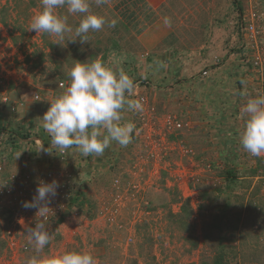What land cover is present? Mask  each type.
Wrapping results in <instances>:
<instances>
[{
    "label": "rangeland",
    "instance_id": "374dc122",
    "mask_svg": "<svg viewBox=\"0 0 264 264\" xmlns=\"http://www.w3.org/2000/svg\"><path fill=\"white\" fill-rule=\"evenodd\" d=\"M118 1L109 0L101 7L91 3L90 11L118 19L119 26H105L89 33L88 43L77 40L74 45L80 48L79 54H72L67 40L60 46L55 44V36L29 30L31 18L42 7L32 8L27 36L18 44L0 21V117L3 116L7 129L26 125L22 133L51 138L41 118L50 102L70 85L67 73L74 63L93 61L98 49L96 59L115 70L123 69L134 80L136 88L128 98L147 99L142 112H122L124 122L136 125L132 143L121 147L113 142L104 152L108 157L99 156L102 163L97 168L76 148L69 150V162L78 163L75 159H81V171L73 173L71 190L73 198L80 193L83 204L80 208L69 206L59 219L47 225L54 239L39 255L53 257L79 248L78 251L90 252L98 264H208L212 260L208 257L214 255L216 248L225 246L230 253L225 264H264V176L252 179L244 200L241 196L245 190H235L237 197H230L232 208L225 214L223 208L229 199L226 194L202 198L208 190L225 188L222 174L227 169L243 173L256 166V158L264 159V153L253 157L239 142L247 119L241 115L242 106L247 99L264 95L263 0H241L243 25L232 0L168 3L169 10L161 16L170 17L175 26L171 28L176 48L185 54L182 68L187 71L186 78L191 79L187 87L176 85V78H168L170 61H166V67H159L164 69L161 74L148 75L154 58L165 60L170 54L173 58L175 55L167 48H163L168 53L163 57L139 50L140 35L119 23L112 10ZM68 19L78 25L82 14H68ZM113 42L120 46L116 48ZM105 49L109 50L104 59ZM126 50L131 52L128 62ZM173 65L180 67L175 58ZM199 78L204 85H199ZM174 89L179 91L175 93ZM166 100L172 103L165 105ZM167 121L180 123L181 128L169 129ZM10 143L11 140H3L4 153L17 155L15 162L6 163V159H11L7 157L3 160L5 170L11 169V164H19L20 153L28 161L21 162L22 171L20 168L13 172L37 176L47 170L72 168V164L60 162L56 153L26 155V149L18 142L11 144L13 151H7ZM35 145L31 152H36ZM255 191V195L251 194ZM177 195L190 200L195 210L191 223L194 237L199 239L196 249L189 232L178 228L171 218V213L177 214L181 209L182 203L175 202ZM8 215L0 205V264H27L31 256L37 255L34 245L26 232L20 242L28 250H9L6 233L12 221ZM218 215L237 225V231L213 228ZM209 231L211 238L206 240L204 236Z\"/></svg>",
    "mask_w": 264,
    "mask_h": 264
},
{
    "label": "clouds",
    "instance_id": "9594fccd",
    "mask_svg": "<svg viewBox=\"0 0 264 264\" xmlns=\"http://www.w3.org/2000/svg\"><path fill=\"white\" fill-rule=\"evenodd\" d=\"M92 2L101 7L109 0H40L42 10L31 18L29 30L55 36V44L60 46L66 40L88 43L89 33L101 31L105 26L114 28L118 23L116 18L91 12ZM65 7L69 15L82 14L78 26L69 24L68 15L58 13L57 9ZM163 21L165 26L171 27L170 17L165 16ZM67 75L70 85L50 102L51 106L41 118L44 130L51 137V148L43 149L41 144L39 151L50 153L52 149H58L66 152L75 147L84 157L102 156L113 142L121 147L132 143L136 125L131 121L124 122L122 112L143 111L142 98H128L136 88L134 80L123 69L115 70L100 59L76 61ZM241 115L247 119L239 142L251 156L259 157L264 153V95L247 99ZM59 186L56 180L51 183L41 181L33 200L23 203L26 209L37 208V216L41 218L35 227L27 228L26 235L37 254L31 256L27 264H98L87 251H66L53 257L39 255L54 239L46 219L50 198L57 195Z\"/></svg>",
    "mask_w": 264,
    "mask_h": 264
},
{
    "label": "trees",
    "instance_id": "16d2710c",
    "mask_svg": "<svg viewBox=\"0 0 264 264\" xmlns=\"http://www.w3.org/2000/svg\"><path fill=\"white\" fill-rule=\"evenodd\" d=\"M171 0L168 1V3ZM168 3L166 5H164V7H162V11L167 12V10H169L168 8ZM232 4L235 5L238 14H239V23L240 25H243V7L241 6V0H232ZM263 4H264V0H263ZM143 5V6H142ZM40 8L41 3L40 0H5V3H1L0 4V21L2 22V24L4 25V27L6 29L9 30L10 32V36L12 38V40L18 44L21 41H23L26 36H27V25H28V20L29 17L31 15V10L32 8ZM92 9V8H91ZM147 7L143 4V0H119L113 7V11L116 15L117 18H119V23L121 22L122 24H126V28L130 27L131 29H133L135 31V33H141L143 30H145L148 26L152 25L155 20L157 19V15L154 13H149L146 11ZM58 13L61 15H68L67 13V9L65 8H60L57 9ZM92 11V10H91ZM109 11H111V9H109ZM93 12V11H92ZM81 15V14H79ZM143 18V19H142ZM142 19V20H141ZM68 22L70 25H72L73 27L78 26L77 25V21H74V19H68ZM13 24V27H12ZM119 24L116 26L118 27ZM171 27L175 28V26L173 25V23L171 24ZM172 28V29H173ZM200 33H197V37H200ZM19 34V35H17ZM172 41H169V40ZM175 36L173 35V33L171 34V36L164 42V45L159 48H167L168 50L172 51L173 54L175 55V59L177 60L176 62L178 63L179 67V73L181 74V76L176 78V85H185V87L189 86L191 79H187L186 78V70H183V66H184V62H183V58H185V54L179 52L176 48V43L175 42ZM196 41V39L194 40ZM139 43V42H138ZM50 43H48L49 45ZM68 44L70 45L69 49L72 54H79L80 53V48L75 46L74 43H70L68 42ZM113 46H115L116 48H118L120 46V44L113 42ZM112 46V47H113ZM50 47L55 50V46L53 44H50ZM139 50H144L141 43L138 44ZM116 48H112L114 52H116ZM111 50V47L109 48ZM109 49H105V53L104 55V59L106 54L108 53ZM184 50V49H183ZM237 50V49H236ZM235 51V50H234ZM233 51V52H234ZM56 53V51H54ZM100 52V49H98V51H95V54L93 55L92 60H96V56L97 54ZM128 57H127V62L128 60H131V52L130 50H126L125 51ZM237 51H235L234 53H236ZM83 55V53H82ZM130 55V56H129ZM124 57V56H123ZM124 60V58H123ZM125 60V61H126ZM132 62V61H131ZM130 62V63H131ZM186 64V63H185ZM154 74L153 72V68H151V64H150V70L148 71V75L152 76ZM150 78V77H148ZM199 81V85H204V82L202 81V78L198 79ZM238 90L240 91L241 89V83L238 84ZM1 91V90H0ZM3 116L2 118L0 117V147L3 145V137H5L7 134H9L11 136V142L12 143H20L26 140L31 139L33 136L31 133L24 132L22 133L23 128L25 129L26 125H23V127L19 128V127H14V128H9L7 129V127L5 125H3ZM39 131H41V133L44 131L43 129H39ZM35 138H44L43 134H35L34 135ZM49 139V138H48ZM50 140V139H49ZM47 141H45V144H42V148L43 149H47L49 147V145L51 144V142L46 143ZM11 143V144H12ZM16 143V144H18ZM36 146V152L34 153L35 157L42 155L43 150H40V145H35ZM75 147H73L74 149ZM242 148V146H241ZM77 150V149H75ZM224 180L226 181V186L224 189H213V190H208L206 191L202 198L203 199H214V198H220V195L222 194H226L228 199V202H225L224 205V214L226 213V211H228L230 208H232L231 205V201L230 199L232 198L233 200V196L237 197V195H234L235 190H245L242 191L244 193H242L241 199L244 200L245 197L247 196L245 193L248 192V190L251 188L252 183H253V178L255 177H263L264 176V159L262 158H256V166L253 168H250L248 170L243 171V173H240L237 170H230L227 169L226 171H224V173L222 174ZM240 175H242V179H240ZM1 177L6 176V173H3L2 175H0ZM256 190V189H255ZM258 191V190H257ZM255 191L254 194L257 192ZM216 195V196H215ZM231 197V198H230ZM234 197V198H235ZM176 203H182L181 205V209L180 212L177 214H173L171 213V218L173 220V222L177 225L178 228H180L182 231L184 232H189V236L191 238V240L193 241V247L194 249H196L198 247V240L197 238L194 237L195 235V227L194 225H192L191 223V219L194 217L195 215V210L192 208L190 200H183L181 198H179V195H177V198L175 199ZM82 202L80 200V193H78V196L74 197L71 202H70V206L71 207H75V206H82ZM205 208V206L202 207V209ZM240 217V216H239ZM11 218L10 215L7 216V219ZM240 219H237V221H239ZM60 221V220H59ZM213 228H217L218 231L222 230L223 228H227L228 230H232V231H237V225H232L227 223V221H225V217L218 215L217 217H215V222L212 225ZM204 238L206 240H209L211 238V234L210 231L208 233L205 234ZM224 238H220V241H223ZM74 251H78L79 248H75L73 249ZM214 255L211 257L209 256V259H212L208 264H225L228 255L230 254L228 249L224 246H218V248H216V250L213 253ZM207 264V263H205Z\"/></svg>",
    "mask_w": 264,
    "mask_h": 264
},
{
    "label": "built area",
    "instance_id": "2783aa9c",
    "mask_svg": "<svg viewBox=\"0 0 264 264\" xmlns=\"http://www.w3.org/2000/svg\"><path fill=\"white\" fill-rule=\"evenodd\" d=\"M250 29L252 30V33H254L253 26H251ZM139 98H142V103L145 105L147 99L143 96ZM36 99L38 100L39 97H36ZM166 126L169 129L181 128L180 123L171 121H167ZM10 139L11 136L9 134L3 137L4 143L9 142ZM38 141L39 143L37 141L35 142L34 140L32 141L31 139L26 140L25 143L27 147L24 153H26V155L32 153L31 149H33L34 144H45V140H42V138H38ZM48 148L51 147L49 146ZM14 149L11 147V143L9 144L8 148H6L7 151H13ZM4 150L5 145L0 148V175L5 173V165L3 160L7 155L4 153ZM51 153H56L57 158L63 164H72V168H64L62 171L47 170L46 172L37 176L22 172H11L4 177L0 176V205L2 209H4L10 215L12 221V227L6 233L7 246L12 253L28 250L27 246L21 245L20 236L27 232V228L35 227L37 221L41 219L39 216H37V208L26 209L23 207L24 202H31L37 195L36 189L41 181L44 183H51L53 180H56L60 185L57 189V195L50 198L51 203L48 205L50 210L46 219V226L52 221L59 219L61 215L67 211L68 207L70 206L71 199H73L74 194L71 190V184L75 178L73 173L80 174V166L82 164L80 162H69V150L66 152H61L58 149H52Z\"/></svg>",
    "mask_w": 264,
    "mask_h": 264
},
{
    "label": "crops",
    "instance_id": "0c3cea01",
    "mask_svg": "<svg viewBox=\"0 0 264 264\" xmlns=\"http://www.w3.org/2000/svg\"><path fill=\"white\" fill-rule=\"evenodd\" d=\"M169 0H143V4L147 7L146 11L149 12V13H154L157 15V19L155 20V22L148 26L145 30H143L141 33H137L138 35H140L139 37V42L141 43L143 49H145L146 51H148L147 53L150 54V53H154L155 55H157L158 57L162 56L163 57V54L167 53L166 49H161L159 50V48H161L163 45H164V42L171 36L173 30L171 27H167L164 25V21L162 19V7H164V5H166L168 3ZM143 6V5H142ZM143 19V18H142ZM141 19V20H142ZM161 46V47H160ZM168 54V53H167ZM172 54L169 55V57H166V59H153V72L154 74L152 76H155V75H158L159 73L161 74V72L164 70V69H159V67L163 66V67H166L165 64L167 63L166 61H170V65H168L167 68H169V75H168V78H171L173 80V78H177L179 76H181V74L179 73V68L176 67V65L174 66L173 65V57H171ZM154 57V56H153ZM177 60L175 59V62ZM174 66V67H173ZM166 70V68H165ZM167 71V70H166ZM202 89V88H201ZM173 90V89H172ZM176 90V91H175ZM186 90V89H184ZM188 90V89H187ZM198 90V89H196ZM175 93L177 91H179L178 89H174ZM202 92V91H201ZM165 102V101H164ZM172 103V101H168L166 100V103L165 105H168ZM202 111H204L202 109ZM45 139L42 137V140H45L47 141L46 143H48L49 141H51V138L50 140L48 139L47 136H44ZM32 141L34 140L35 142L38 141V138H35L34 136L31 138ZM26 141H23V142H20L19 144L21 145V148L22 149H26L27 145L25 143ZM51 147V146H50ZM33 154L35 152H32ZM30 153L29 156L32 154ZM16 153H12V154H8L6 157L7 158H11V159H6V163H10L9 161L13 160L15 162V157H16ZM105 158H107V154H103ZM14 156V157H13ZM13 157V158H12ZM78 157V156H77ZM91 160L92 163L96 164V168H97V165L102 163L101 162V159L99 156H96V155H90L88 156ZM99 157V158H98ZM19 164L17 163H14V164H11V169L9 170H5V173L6 175H8L9 173L13 172V171H19V169L22 167L23 168V165L21 166V162L23 163H27L28 159L23 157V154L20 155V158H19ZM78 159H75V162H80L81 163V159L78 160ZM39 161H42L41 159ZM20 165V166H19ZM9 167V166H8ZM22 168H21V171H22ZM48 168V167H47ZM96 170V169H95ZM94 171V169L92 168V172Z\"/></svg>",
    "mask_w": 264,
    "mask_h": 264
}]
</instances>
